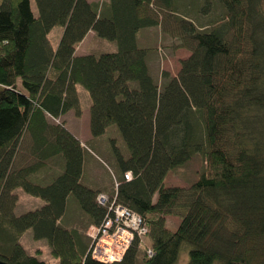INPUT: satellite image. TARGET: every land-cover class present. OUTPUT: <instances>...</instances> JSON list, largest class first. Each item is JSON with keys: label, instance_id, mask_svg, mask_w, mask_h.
<instances>
[{"label": "trees", "instance_id": "1", "mask_svg": "<svg viewBox=\"0 0 264 264\" xmlns=\"http://www.w3.org/2000/svg\"><path fill=\"white\" fill-rule=\"evenodd\" d=\"M152 26L189 51L175 76H153L152 50L136 44ZM89 30L117 49L76 56ZM78 85L89 94L90 134L116 125L130 154H115L109 197L148 229L119 261L93 259L91 238L60 226L68 196L85 229L107 213L81 182L85 148L61 119L81 116ZM195 157L205 164L190 185L164 184ZM18 188L44 203L16 216ZM28 229L58 264H174L183 246L186 264H264L263 0H0L1 261L49 264L20 245Z\"/></svg>", "mask_w": 264, "mask_h": 264}, {"label": "rangeland", "instance_id": "2", "mask_svg": "<svg viewBox=\"0 0 264 264\" xmlns=\"http://www.w3.org/2000/svg\"><path fill=\"white\" fill-rule=\"evenodd\" d=\"M32 7L34 12H36L33 4ZM60 29V27H55L49 34V38L51 39L53 45H55L56 40L54 37H56ZM173 46V42L168 38L163 43H161L160 49H158L159 55L162 57V60L159 61V70L162 67V71L167 70L172 76H175L179 70V60L185 59V57L189 55V51L184 48H174ZM89 47L90 50H93L94 52L109 50L114 47L117 48L114 41H108L106 39L100 38L99 36L91 42ZM77 91L81 110L83 111L84 115L87 114L85 117H83L85 118L84 120L82 118L79 120L80 124H84V126L82 124V129L80 131V140H82V144L86 147V149H88L91 154L95 156H90L87 153L84 154L85 158L82 165L84 167L83 181L84 183L92 185L93 187L99 185L113 189L114 178L111 176V173H108L107 170L112 169L116 172L120 168L115 154L119 153L123 158L128 157L130 154L128 152L127 145L123 141L122 135L116 125L107 127L100 136H93L90 133L88 134L89 113H86V109L90 106L89 94L80 85L77 86ZM58 122H60V120L56 121L55 123ZM63 123L66 125L67 121L65 120ZM69 123H71V121H69ZM100 163H102L103 166ZM204 164L205 163L201 161L199 157H195L191 159L190 162L181 165L176 169L170 170L164 179V184L167 186L190 185L191 182L202 173L201 171L204 168ZM53 165L54 163H49L48 169H50V166ZM33 180H35V177ZM15 192L18 194V200L16 202L17 204L13 209V213L16 216H19L20 214L28 212L32 209L39 208L44 203L41 198L34 197L30 194L28 195L19 188ZM66 200L65 214L60 220V226L72 228L76 227L87 235L86 229L85 231L82 230L89 222L86 214L81 210L80 205L74 196H68ZM176 220L178 221L177 217ZM168 227L175 229L176 224L169 223ZM89 233L92 235L94 234L92 230H90ZM21 235L22 236L20 237L19 243L24 247L27 254L34 255L42 261H47L49 264H58L57 258L51 255L50 247L45 239L35 240L33 238L32 230L30 229L24 231ZM87 236L90 240L89 235ZM187 257V246H183L177 259L178 261L174 264H186ZM137 264L140 263L138 262Z\"/></svg>", "mask_w": 264, "mask_h": 264}, {"label": "built area", "instance_id": "3", "mask_svg": "<svg viewBox=\"0 0 264 264\" xmlns=\"http://www.w3.org/2000/svg\"><path fill=\"white\" fill-rule=\"evenodd\" d=\"M125 178L130 179L126 172ZM97 202L107 209L104 221L93 229L90 253L93 259L108 263L119 261L124 251L137 237L142 238L148 232L144 219L129 208L118 203L115 198L98 193ZM149 254L151 252L149 251Z\"/></svg>", "mask_w": 264, "mask_h": 264}, {"label": "crops", "instance_id": "4", "mask_svg": "<svg viewBox=\"0 0 264 264\" xmlns=\"http://www.w3.org/2000/svg\"><path fill=\"white\" fill-rule=\"evenodd\" d=\"M102 1H104V0H88V2H90L92 4L101 3ZM51 32L52 31H50V33ZM61 33H62V28L59 30V33H57L56 37H54L56 39L55 45H57V43L59 42V40H60L59 37H60ZM49 34H48V37H49ZM84 37L85 38L77 44L76 51H75L76 56L77 55L84 56V55H88V54L99 55L100 53H107V52L109 53V51H115L117 49L116 47H114V48L109 49V50L94 52L93 50H90V47H89L91 42L95 38H97L94 31L89 30ZM167 38L168 37L166 35H163L160 32L159 26H152V28H143L137 32L136 44L140 48L144 47V48H149L152 50L151 54L149 55L147 64L150 68V73L155 77H157L159 75V73L163 70L162 67L159 70V65H160L159 61L162 60L161 59L162 57H160L159 52H155V49H157V51H158V49H160L161 43H163ZM55 45H53V46H55ZM88 111H89V107L86 109V113H88ZM86 115L87 114L84 115V113L82 111V116L76 117L75 114L69 110V112L65 113V115H63L61 118L63 121H65V120L67 121V124H66L67 129L69 130V132H71L73 135H75L78 138L81 145H83V144H82V140H80V136H81L80 131L82 129L83 123L80 124L79 120H80V118H82L84 120L85 118H83V117H85ZM76 120H78V121H76ZM69 121H71V123H69ZM83 126H84V124H83ZM89 133H90V131H89V127H88V134ZM83 147L85 148L83 156L85 153H87L90 156H94L93 154H91V152L88 149H86V147L84 145H83ZM84 158H85V156H84ZM84 158H83V160H84ZM100 164L103 166L102 163H100ZM51 171L52 170L50 169L47 174H49ZM107 171L109 174L111 173V176H113L114 182H115L116 177L118 175V170L115 172L112 169H108ZM83 174H84V167L82 169V174H81L82 184L84 183ZM84 185H86L90 188H93V189L95 188L99 191V193H102L104 195L106 194L107 196H112L114 193V190H115L114 185H113V187H114L113 189H110L106 186L103 187V186H99V185H96L93 187L92 185H89L86 183H84ZM64 227H66V226H64ZM85 227L82 230H84ZM68 228H71V227H68ZM94 228H95L94 226H90L86 229L87 235H89V237H90L89 231L92 230V232H94L93 231Z\"/></svg>", "mask_w": 264, "mask_h": 264}, {"label": "water", "instance_id": "5", "mask_svg": "<svg viewBox=\"0 0 264 264\" xmlns=\"http://www.w3.org/2000/svg\"><path fill=\"white\" fill-rule=\"evenodd\" d=\"M0 264H7V263H5V262H3V261L0 260Z\"/></svg>", "mask_w": 264, "mask_h": 264}]
</instances>
